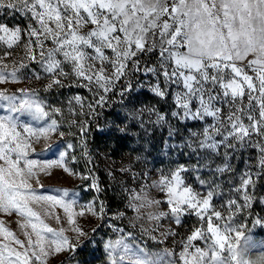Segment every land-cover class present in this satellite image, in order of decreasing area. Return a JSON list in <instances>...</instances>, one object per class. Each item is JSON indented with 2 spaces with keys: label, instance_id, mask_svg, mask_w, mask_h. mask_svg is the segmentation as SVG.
I'll list each match as a JSON object with an SVG mask.
<instances>
[{
  "label": "snow or ice",
  "instance_id": "6c2138e0",
  "mask_svg": "<svg viewBox=\"0 0 264 264\" xmlns=\"http://www.w3.org/2000/svg\"><path fill=\"white\" fill-rule=\"evenodd\" d=\"M4 15H18L23 24L10 26L0 19V44L7 49L22 46L24 55L9 71L6 61L12 53H0V84L19 83L18 73L36 64L39 68L31 69V78L47 79L46 92L65 87L71 76L76 87L94 93L99 107L119 84V95L122 101L128 97L125 109L133 119L147 114L154 124H168L170 137L179 132L171 120L186 126L188 136L170 147L188 149L196 163L177 164L161 173L151 187L163 200L141 188L130 192L128 207L139 220L141 209L166 203L167 211L148 212L147 219L167 218L180 225L183 216L195 215L201 226L183 239L178 254L168 249L153 253L135 245L132 233H127L105 244L109 264H254L245 258L250 242L243 226L233 225V216L251 208L257 184L264 180V0H0V16ZM143 56L155 60L143 61ZM137 74L147 81L137 87L146 86L159 100L171 96L169 111L149 105L137 109L136 88L129 79ZM0 101L4 102L0 104L4 113L0 114V213L15 214L20 229L18 235L0 219V264H47L51 255L76 248L63 227L45 222L49 216L57 223L61 220L52 207L63 209L79 239L87 233L77 226L74 215L84 216L87 211L103 218L105 206L101 202L97 211L90 202L74 213L78 202L69 198L68 189L53 190L57 195L38 194L35 186L43 187L40 174L51 175L49 169L78 175L68 166L76 161L75 156L68 159L67 150L73 145L49 142L60 127L52 117L61 109L47 104L35 89L12 93L0 89ZM73 101L84 107L79 95L69 105ZM87 107L95 111L93 104ZM188 122L199 127L188 128ZM139 123L143 126L144 121ZM58 134L64 136L62 131ZM41 140L44 151L56 158H33L34 145ZM248 148L257 155L237 170L232 160ZM199 169L208 170L211 178L198 177L200 188H195L187 174ZM225 174L227 181L222 180ZM222 183L228 184V198L221 207L233 214L227 218L213 204L215 197L225 195ZM92 186L100 191L98 184ZM174 235L164 233L165 238ZM150 238L157 240L155 235Z\"/></svg>",
  "mask_w": 264,
  "mask_h": 264
},
{
  "label": "rangeland",
  "instance_id": "374dc122",
  "mask_svg": "<svg viewBox=\"0 0 264 264\" xmlns=\"http://www.w3.org/2000/svg\"><path fill=\"white\" fill-rule=\"evenodd\" d=\"M10 26L16 23L23 24V21L18 15L16 16H0ZM10 51L11 57L6 61L11 70L12 63L19 61L24 55L23 47H14L7 49L6 45L0 44V53ZM143 61L155 60V56H143ZM27 62V61H26ZM38 69L36 64H29V68L22 69L19 83L0 84V89H7L9 93L16 92L19 88L35 89L41 99H44L47 104L52 107L60 108L61 112L55 114V118L60 127L58 132L64 133L60 137L58 132L52 134L50 143L59 142L66 146L72 144L73 148L68 149V159L72 156L76 157L74 163L68 166L73 172L78 175H69L62 169H49L51 175L40 174V183L43 187L35 186L38 194L57 195L55 189L69 190V198L76 199L78 204L73 209V212L80 211V205H87L94 202L98 211L100 203L105 206V214L103 218L93 216L85 211L84 216L74 215L77 226L83 229L87 236L77 238V234L72 231V225H69L67 214L59 206H53L51 211L59 214L61 220L59 223L49 216L45 218V222L53 228L65 229V235L70 241L76 244L75 251H63L58 254L51 255L47 258V264H109L108 252L105 249V244L109 241H115L127 233H132L135 238V245L145 247L153 253L163 252L165 249L173 250L177 254L181 250L183 239L190 234V231L201 226L199 219L195 215H185L182 217V223L176 225L170 219L160 221H152L147 219V213L151 211H167V204L162 203L158 207L150 209H141L142 217L136 220V212L128 207L129 194L133 190L139 192L144 188L152 198L163 200L164 197L158 189L151 185L159 180L161 173L167 174L170 169L177 164H195L196 158L187 155L188 149H179L170 147L172 144L182 143V138L188 136V131L184 124H178L175 120L170 123L173 127L179 128L177 135L169 136L168 124H154L147 114L133 119L128 115L125 105L128 103V97L122 101L119 90L121 85H117L112 93H108V100L102 106H95L94 93L89 91L87 87H76L74 78L71 76L65 81V87H54L50 91H44V85L48 82L42 78L36 80L31 78V69ZM68 70V69H66ZM251 74V73H250ZM134 88H136L134 99L136 107L139 109L144 105L155 106L162 112H167L172 107L171 96L167 100H159L147 90L146 86L137 87V84L146 85V78L139 74L129 77ZM79 95L83 98L84 107L75 101L69 105L68 101ZM0 101V104H3ZM93 104L94 112H90L87 105ZM0 114H4L0 109ZM155 120L153 116L151 118ZM143 120V126L139 121ZM94 125L100 135L97 140H91L89 129ZM86 128L85 132H81V128ZM118 127L126 128V131L120 132ZM188 128H198L199 125L194 122H188ZM259 139V138H254ZM36 153L33 158L37 160H50L56 158L52 152L44 151L45 142L41 140L35 144ZM256 150L253 148L246 149L239 154V158H234L232 163L237 170H243L245 167L244 161L255 158ZM220 161L217 160V163ZM87 177V178H81ZM210 179L211 175L206 169H199L187 174L188 182L195 188H200L198 179ZM229 179V174H225L223 181ZM93 183L99 185L100 191L97 192ZM108 183L113 191L102 192ZM222 188L225 195L215 197L213 204L216 210L222 212L227 218L233 215L225 208L224 205L228 196V184L222 183ZM264 198V180L258 182L255 197L251 208H246L244 211L233 216V225L235 227L243 226L242 230L247 236L251 231L256 232L258 236L250 242L246 248V259L260 264L261 257H264V203L261 202ZM119 213H124L119 216ZM0 219L10 227L13 231L20 234L19 219L15 214L12 216L0 213ZM260 223H256L257 220ZM224 223V221H219ZM123 229V232H117L115 229ZM95 229V231H93ZM155 229V231H153ZM30 231V229H29ZM174 232L176 235L164 237L166 232ZM151 235H155L157 240H152ZM21 239L24 237L21 235ZM202 244V242H197ZM134 245V246H135ZM251 245H255L252 247Z\"/></svg>",
  "mask_w": 264,
  "mask_h": 264
},
{
  "label": "trees",
  "instance_id": "16d2710c",
  "mask_svg": "<svg viewBox=\"0 0 264 264\" xmlns=\"http://www.w3.org/2000/svg\"><path fill=\"white\" fill-rule=\"evenodd\" d=\"M89 134H90V139L91 140H97L98 139V137H99V135H100V133H99V131H97L96 129H95V127H94V125L92 126V127H90V129H89ZM60 188H62V187H58V189H60ZM95 190H96V188H95ZM110 191H113L112 190V187L108 184V183H106V186H105V189H103L102 190V192H110ZM246 236V235H245ZM258 236H263V235H258L256 232H254V231H251L250 233H248V235L246 236L248 239H249V242H252L253 240H255Z\"/></svg>",
  "mask_w": 264,
  "mask_h": 264
}]
</instances>
